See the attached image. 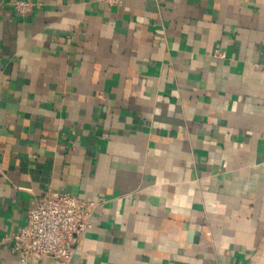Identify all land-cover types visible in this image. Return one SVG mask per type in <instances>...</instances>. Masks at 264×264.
Returning <instances> with one entry per match:
<instances>
[{"label": "crops", "instance_id": "obj_1", "mask_svg": "<svg viewBox=\"0 0 264 264\" xmlns=\"http://www.w3.org/2000/svg\"><path fill=\"white\" fill-rule=\"evenodd\" d=\"M12 1L0 264L48 192L102 201L70 264H264V0Z\"/></svg>", "mask_w": 264, "mask_h": 264}, {"label": "built area", "instance_id": "obj_2", "mask_svg": "<svg viewBox=\"0 0 264 264\" xmlns=\"http://www.w3.org/2000/svg\"><path fill=\"white\" fill-rule=\"evenodd\" d=\"M107 5L120 6L122 0H99ZM13 11L24 16L32 9L30 1L15 0L10 3ZM214 56L224 58L223 53ZM102 201H85L65 192L46 195L25 215L18 231L7 236L19 264L29 260L50 258L53 264H70L84 234L92 227V217Z\"/></svg>", "mask_w": 264, "mask_h": 264}]
</instances>
